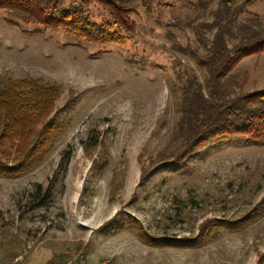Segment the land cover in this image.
I'll list each match as a JSON object with an SVG mask.
<instances>
[{"label":"rangeland","instance_id":"obj_1","mask_svg":"<svg viewBox=\"0 0 264 264\" xmlns=\"http://www.w3.org/2000/svg\"><path fill=\"white\" fill-rule=\"evenodd\" d=\"M132 7L135 33L124 46L104 47L78 46L63 30L34 33L0 10V106H20V114L0 115V162L14 165L37 147L33 167L0 174V264L65 255L70 264L263 257L264 142L187 150L179 125L188 84L200 83L206 96L211 90L198 59L211 55L218 30L231 47L263 38L264 0H133ZM89 9L107 17L98 4ZM38 83L57 93L37 92ZM218 87L228 99L264 90V52L245 57ZM225 221L244 226L203 238Z\"/></svg>","mask_w":264,"mask_h":264},{"label":"trees","instance_id":"obj_2","mask_svg":"<svg viewBox=\"0 0 264 264\" xmlns=\"http://www.w3.org/2000/svg\"><path fill=\"white\" fill-rule=\"evenodd\" d=\"M149 5L154 0H140ZM94 3L106 9L107 17L95 19L89 6ZM133 0H81L68 6L63 0H0V10H5L15 20L35 26L34 33L49 30H63L75 38L76 45L83 41L99 46H124L135 33L137 25L132 19L135 9ZM198 29V28H197ZM199 30V29H198ZM206 59L198 62L208 71L207 87L209 96L204 94L198 82L189 83L183 93L182 117L179 125L180 138L184 149L196 148L204 144L218 145L244 141L249 144L264 142V90L237 98H223L219 84L245 57L264 52V36L257 41L240 43L236 47L225 41V33L218 30ZM201 34H199L200 37ZM196 81V80H195ZM11 84L13 81L10 82ZM36 91L54 96L57 88L38 83ZM1 105V104H0ZM11 109L0 106V115L11 117L20 114V106L10 103ZM3 117V118H4ZM37 147L25 153L14 165L0 162V174L14 176L33 167L37 158ZM71 153L65 152L60 168L67 171ZM50 196L46 192L40 198L43 205ZM247 219L241 221V224ZM248 223V222H247ZM245 223V224H247ZM239 222H222L203 231V238L209 237L219 229L242 228ZM202 235L199 237L201 240ZM80 258V257H79ZM70 255L57 256L48 264H70ZM80 259L71 264H81ZM258 264H264V255Z\"/></svg>","mask_w":264,"mask_h":264}]
</instances>
